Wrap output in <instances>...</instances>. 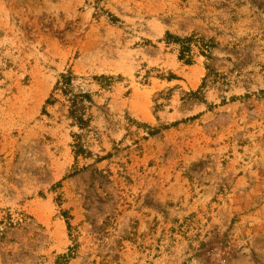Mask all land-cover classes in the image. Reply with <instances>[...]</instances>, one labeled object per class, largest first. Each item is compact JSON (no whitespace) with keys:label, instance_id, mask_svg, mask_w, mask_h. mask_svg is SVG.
Wrapping results in <instances>:
<instances>
[{"label":"rangeland","instance_id":"rangeland-1","mask_svg":"<svg viewBox=\"0 0 264 264\" xmlns=\"http://www.w3.org/2000/svg\"><path fill=\"white\" fill-rule=\"evenodd\" d=\"M62 254L264 264V0H0V264Z\"/></svg>","mask_w":264,"mask_h":264},{"label":"trees","instance_id":"trees-1","mask_svg":"<svg viewBox=\"0 0 264 264\" xmlns=\"http://www.w3.org/2000/svg\"><path fill=\"white\" fill-rule=\"evenodd\" d=\"M193 36L179 38L177 36H173L169 33L166 34L165 43L167 44H174L178 47L179 55L178 59L180 61H185L189 63L191 61V45L190 41L193 40ZM208 45L200 46L202 53L208 52ZM207 56V55H206ZM73 81L74 76L67 72L65 74H60L59 78L55 84V89H59L64 95L67 96V102L69 104V117L73 121L75 125L79 128L83 129L86 127L88 120L85 118L84 109H85V102L90 101L89 94L83 92H74L73 90ZM76 137L78 135H75ZM82 148L75 145V154L80 153ZM69 255L62 254L56 257L55 264H68Z\"/></svg>","mask_w":264,"mask_h":264}]
</instances>
